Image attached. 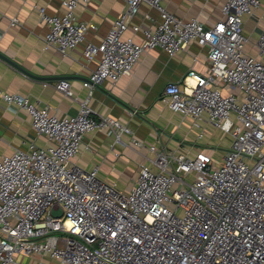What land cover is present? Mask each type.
I'll use <instances>...</instances> for the list:
<instances>
[{
	"label": "built area",
	"instance_id": "built-area-1",
	"mask_svg": "<svg viewBox=\"0 0 264 264\" xmlns=\"http://www.w3.org/2000/svg\"><path fill=\"white\" fill-rule=\"evenodd\" d=\"M62 1L61 13L38 6L49 26L45 47L65 53L85 41V57L97 62L82 79L89 94L132 71L147 49L174 55L191 42L207 47L209 71L189 69L183 80L166 85L162 99L193 118L200 138L213 126L230 141L218 155L217 141L194 153L149 144L150 162L141 163L136 181L123 190L74 156L88 131L121 140L130 127L95 115L88 98L77 113L58 115L39 99L0 90L49 140L0 157V264H19V252L69 264H264V27L256 53L246 50L244 31V16L262 0H225L212 24L177 16L164 0H126L100 42L87 37L95 24L75 11L90 0ZM142 3L157 8L160 20L137 22ZM129 28L142 37L126 34ZM56 87L73 94L68 77Z\"/></svg>",
	"mask_w": 264,
	"mask_h": 264
},
{
	"label": "crops",
	"instance_id": "crops-1",
	"mask_svg": "<svg viewBox=\"0 0 264 264\" xmlns=\"http://www.w3.org/2000/svg\"><path fill=\"white\" fill-rule=\"evenodd\" d=\"M224 2L164 0L167 8L177 16H197L207 24L222 16ZM38 6H45L50 14L61 13L66 8L62 0H0V51L18 64L0 55L1 92H18L39 99L50 112L58 115L77 113L88 98L95 115L115 116L132 130L123 132L121 140H116L105 130L88 131L80 151L74 156L75 163L86 169L97 166L101 178L116 183L123 190H130L141 163L150 162L153 156L149 144H166L171 149L191 153L199 146L216 144V136H221V130L207 127L205 135L200 138V127L194 124L193 118L172 110L162 99L166 85L170 81L183 80L189 69L202 73L209 71L207 47L191 42L174 55L161 47L147 49L132 71L117 80H104L89 94L82 79L97 62L85 57V41L65 53L55 45L45 47L44 35L49 26L42 21ZM126 7V0H90L77 5L75 11L79 20L95 24L89 28L87 37L100 42L113 20ZM13 17H17L15 24L12 23ZM135 20L151 24L160 20V14L157 8L142 3ZM263 27L264 0L253 14L244 16L248 52H257L256 42ZM126 34L142 37L141 31L134 33L131 28ZM61 77L71 79L72 95L56 87V81ZM134 137L145 145L136 144ZM31 142L46 145L49 140L37 133L25 109L9 107L0 94V157L17 148L26 149ZM17 260L19 264H69L38 253L19 252Z\"/></svg>",
	"mask_w": 264,
	"mask_h": 264
},
{
	"label": "rangeland",
	"instance_id": "rangeland-1",
	"mask_svg": "<svg viewBox=\"0 0 264 264\" xmlns=\"http://www.w3.org/2000/svg\"><path fill=\"white\" fill-rule=\"evenodd\" d=\"M216 131V130H215ZM220 135V134H219ZM216 141L219 142V147L218 149L216 150V155L222 153L225 151L226 147H227V144L229 143L230 141V137L229 136H221L220 137H217L216 136Z\"/></svg>",
	"mask_w": 264,
	"mask_h": 264
},
{
	"label": "water",
	"instance_id": "water-1",
	"mask_svg": "<svg viewBox=\"0 0 264 264\" xmlns=\"http://www.w3.org/2000/svg\"><path fill=\"white\" fill-rule=\"evenodd\" d=\"M0 55L6 57L10 62L14 63L15 65H18L13 59H11L10 57L6 56V55L3 54L1 51H0ZM19 66H20V65H19ZM20 67H21V66H20ZM22 69L25 70V71H27L28 73H30V71L27 70L26 68H23V67H22Z\"/></svg>",
	"mask_w": 264,
	"mask_h": 264
}]
</instances>
